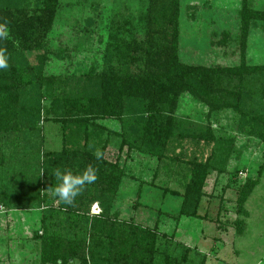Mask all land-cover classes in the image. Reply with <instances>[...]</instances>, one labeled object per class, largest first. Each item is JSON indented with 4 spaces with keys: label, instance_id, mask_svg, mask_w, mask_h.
Listing matches in <instances>:
<instances>
[{
    "label": "trees",
    "instance_id": "16d2710c",
    "mask_svg": "<svg viewBox=\"0 0 264 264\" xmlns=\"http://www.w3.org/2000/svg\"><path fill=\"white\" fill-rule=\"evenodd\" d=\"M60 2L0 0V27L7 29L10 38L0 39L9 65L0 70V140L6 138L14 152L23 140L27 147L15 163V154L8 155V160L17 164L9 174L27 186L22 194L26 208L43 206L49 198L41 195L45 189L52 190L58 201L57 207L44 209L40 220V263L182 264L186 254L174 255L171 244L158 237L155 227L120 220L112 210L126 173L118 157L109 161L105 153L118 136L119 151L126 144L129 150L145 153L166 168L165 159L182 161L186 140L196 148L215 142L209 124L193 131L176 117L182 95L202 103L210 113L235 112L239 133L264 142L263 114L253 115L252 98L243 92L246 77L264 80V66H248L244 59L249 24L264 20V15L243 0L236 64H186L178 57L180 0H147L133 25L142 30V38L137 39L132 29L125 27L129 22L121 19L123 14L115 11L105 29L106 64L100 71L93 68L87 76L74 77L47 71L53 55L61 60L70 58L66 47L54 51L46 38ZM94 19L88 18L85 25L94 24ZM45 99L50 100L49 105H43ZM104 120L118 122L121 133L101 126L99 121ZM40 121L54 126L59 150L47 148ZM96 152L103 153L101 159H96ZM5 159L2 155L0 164ZM186 164L190 179L177 193L182 198L178 217H196L204 183L216 161L193 158ZM89 166L96 170L97 180L86 185L71 205L63 204L55 195L60 183L55 172L81 175ZM254 184L248 181L241 188L240 206ZM93 204L100 209L96 215H90Z\"/></svg>",
    "mask_w": 264,
    "mask_h": 264
},
{
    "label": "rangeland",
    "instance_id": "374dc122",
    "mask_svg": "<svg viewBox=\"0 0 264 264\" xmlns=\"http://www.w3.org/2000/svg\"><path fill=\"white\" fill-rule=\"evenodd\" d=\"M146 1L61 0L46 38L50 49L58 51L66 47L70 58L61 60L53 55L47 71L74 77L87 76L93 68L100 71L108 59L105 29L112 14L115 11L122 13L121 19L129 22L125 27L131 28L137 39L142 38V30L133 25L138 14L145 10ZM246 1L251 9L264 15V0ZM242 2L180 0L177 18L180 61L196 65L236 64L240 57ZM92 3L96 6L92 7ZM92 17H95L94 21L97 19L95 23L85 25ZM0 31H6L5 38L10 39L6 28L0 27ZM82 31L86 33L82 34ZM244 59L248 66H264V20L250 22ZM243 92L252 98L253 115L261 113L264 117V80L259 76L246 77ZM49 102L45 99L43 105H49ZM244 107H249V100ZM175 115L180 122L186 121L185 127L193 131L209 124L215 142L196 148L186 140L182 161L165 159L164 168L155 158L131 151L126 144L119 151L120 138L115 136L105 158L115 161L118 157L126 176L112 210L120 220L148 229L155 227L158 237L171 244L169 247L174 255L186 254L182 264H264V142L239 133L235 112L210 113L205 105L189 95L181 96ZM99 124L114 133H121L120 125L114 120L99 121ZM39 125L44 129L47 148L59 150L60 140L54 126L43 121ZM21 143L23 145L14 152L6 144V138L0 140V157L6 158L0 164V237L10 238L8 245L13 242V252L7 253L9 264H41L43 228L40 220L44 209L57 207L58 201L52 190L45 189L41 195L49 198L43 206H23L22 194L27 186L18 184L9 174L12 166L17 165L15 161L21 159L27 149L25 141ZM13 154L14 163L8 160V155ZM209 157L216 161V166L209 171L204 183L197 216L178 217L182 198L177 193L183 191L184 184L190 179L186 162L193 158L204 161ZM248 181L255 184L240 206V191ZM99 212L97 204L91 205L90 215ZM16 246L20 247L17 249ZM86 258L88 260V255Z\"/></svg>",
    "mask_w": 264,
    "mask_h": 264
},
{
    "label": "clouds",
    "instance_id": "9594fccd",
    "mask_svg": "<svg viewBox=\"0 0 264 264\" xmlns=\"http://www.w3.org/2000/svg\"><path fill=\"white\" fill-rule=\"evenodd\" d=\"M6 31H0V39L5 38ZM8 57L6 51L0 49V70L8 68ZM103 153L96 152V159H101ZM56 178L60 181L59 185L55 188V195L65 205H71L75 198L83 191L86 185L93 184L97 180L96 170L89 166L83 174L73 175L70 171L55 172Z\"/></svg>",
    "mask_w": 264,
    "mask_h": 264
},
{
    "label": "crops",
    "instance_id": "0c3cea01",
    "mask_svg": "<svg viewBox=\"0 0 264 264\" xmlns=\"http://www.w3.org/2000/svg\"><path fill=\"white\" fill-rule=\"evenodd\" d=\"M8 239H10V238H3V235H1V237H0V242L2 243V244H0V264H9L8 260H9L10 256H9V254L7 255V253L10 251L13 252V248L11 247V244L13 242H11L10 245H8L9 244ZM15 245H17V244H15ZM16 247L18 249L20 246H16ZM4 261H6V263H4Z\"/></svg>",
    "mask_w": 264,
    "mask_h": 264
}]
</instances>
